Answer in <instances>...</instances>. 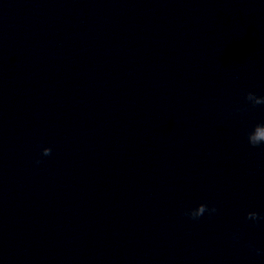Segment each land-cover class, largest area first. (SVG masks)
Listing matches in <instances>:
<instances>
[{
    "label": "clouds",
    "instance_id": "obj_1",
    "mask_svg": "<svg viewBox=\"0 0 264 264\" xmlns=\"http://www.w3.org/2000/svg\"><path fill=\"white\" fill-rule=\"evenodd\" d=\"M247 100L252 101L254 104H261L264 103V98L257 97L253 93L249 92L247 93ZM248 141L249 143L255 147L260 145L262 142H264V124H257L254 126L253 130L248 134ZM51 148H44L43 149V155L48 156L51 154ZM39 163V161H37ZM205 211H209L210 213H214L216 211V208L213 207L211 209H208L206 204H200L195 209L190 210L189 212L185 213L186 215H189L192 219H198L201 217ZM248 219L256 220L258 219V214L255 212H249L248 213Z\"/></svg>",
    "mask_w": 264,
    "mask_h": 264
}]
</instances>
